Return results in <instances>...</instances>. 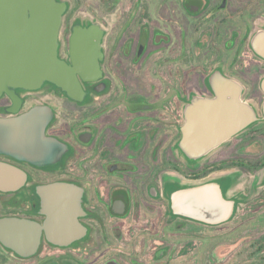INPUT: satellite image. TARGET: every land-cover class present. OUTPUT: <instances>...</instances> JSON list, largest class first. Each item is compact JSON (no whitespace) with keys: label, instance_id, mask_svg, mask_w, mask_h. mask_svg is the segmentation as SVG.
Instances as JSON below:
<instances>
[{"label":"flooded vegetation","instance_id":"af4514ba","mask_svg":"<svg viewBox=\"0 0 264 264\" xmlns=\"http://www.w3.org/2000/svg\"><path fill=\"white\" fill-rule=\"evenodd\" d=\"M120 1L102 0L116 16L110 25L97 12L71 19L70 4L57 0L65 4L57 57L91 71L76 74L74 95L48 80L0 94V118L49 109L42 138L56 142L51 161L46 152L0 153L26 176L17 190H0V218L42 223L38 187L68 184L80 190L86 234L63 248L42 236L37 253L45 244L94 248L103 264H264V127H256L264 120L198 157L180 145L185 110L213 97L215 71L257 111L264 59L251 39L264 28V0H129L116 13ZM89 27L101 33H74ZM206 186L215 190L196 191Z\"/></svg>","mask_w":264,"mask_h":264},{"label":"water","instance_id":"95a60500","mask_svg":"<svg viewBox=\"0 0 264 264\" xmlns=\"http://www.w3.org/2000/svg\"><path fill=\"white\" fill-rule=\"evenodd\" d=\"M64 10L65 4L56 0H0V94L8 92V87L38 89L48 80L74 95L76 74L90 75L88 68L79 69L75 61L68 66L57 57V34ZM74 33L101 32L89 27ZM251 47L264 59V29L252 36ZM209 81L213 97H195L185 110L180 145L191 157L211 151L251 123L264 120V99L258 117L242 100V88L234 80L215 71ZM261 90L264 93V78ZM50 118L51 111L39 107L17 118H0V153L31 160L46 152L49 161L53 160L56 142L42 138ZM25 179L20 169L0 161L1 191H15ZM38 194L45 216L42 223L17 216L0 218V245L21 259L37 254L42 236L49 244L63 248L86 234L78 221L82 214L78 188L53 183L38 187Z\"/></svg>","mask_w":264,"mask_h":264},{"label":"rangeland","instance_id":"374dc122","mask_svg":"<svg viewBox=\"0 0 264 264\" xmlns=\"http://www.w3.org/2000/svg\"><path fill=\"white\" fill-rule=\"evenodd\" d=\"M66 1L70 4V14L68 16L71 19L76 17L82 20H91L93 13L97 12L98 16L100 18H103L104 22L107 21L106 20L107 18H109L108 21L110 22V25H112V23L115 22L116 19L115 14L110 17H107L105 15V10H104L105 8L102 0H77V1L66 0ZM128 3L129 0H121L118 5L119 10L116 13H120L123 9H125ZM261 11L264 12V6L261 9H258L257 13H261ZM103 28L107 30V33L110 32L109 30L110 26L103 24ZM255 92H256L255 95L254 96L252 95L253 98L251 103L256 108L257 110L256 112H258L261 115V111H260L261 101L263 100L264 95L260 88H257ZM42 94H35L34 97L37 100H41L40 98L43 96ZM250 95L251 93L246 95V97L249 98L251 97ZM43 99H47V98L44 97ZM256 127H264V123H258ZM93 249L94 248L91 247L83 248L81 246L79 248L61 250L58 248H51L44 244L41 248L40 253H38L35 257L29 259H19L13 256L12 254H10L9 252H7L0 245V259L1 257H4L6 259L5 263H1L0 260V264H103L106 258L105 257L102 258L98 254H95L94 256ZM209 257H212L211 253L209 254Z\"/></svg>","mask_w":264,"mask_h":264},{"label":"trees","instance_id":"16d2710c","mask_svg":"<svg viewBox=\"0 0 264 264\" xmlns=\"http://www.w3.org/2000/svg\"><path fill=\"white\" fill-rule=\"evenodd\" d=\"M57 1V0H56ZM75 1H77V0H75ZM2 247V246H1ZM3 248V247H2ZM3 249H5V248H3ZM7 252H9L10 254H11V252L9 251V250H7V249H5ZM38 254V253H37ZM13 256H15V257H17V258H19V259H21L20 257H18L17 255H13ZM36 256V255H35ZM35 256H33V257H35ZM32 258V257H31ZM1 263H5L6 262V259L4 258V257H1Z\"/></svg>","mask_w":264,"mask_h":264},{"label":"crops","instance_id":"0c3cea01","mask_svg":"<svg viewBox=\"0 0 264 264\" xmlns=\"http://www.w3.org/2000/svg\"><path fill=\"white\" fill-rule=\"evenodd\" d=\"M207 188H208V190H206V191H202V189H204V188H201V189H198V190H196V191H199V192H213L215 189H214V187H211V186H206Z\"/></svg>","mask_w":264,"mask_h":264}]
</instances>
